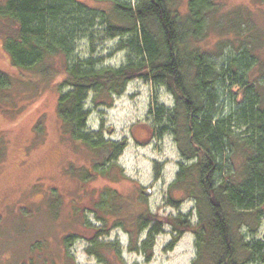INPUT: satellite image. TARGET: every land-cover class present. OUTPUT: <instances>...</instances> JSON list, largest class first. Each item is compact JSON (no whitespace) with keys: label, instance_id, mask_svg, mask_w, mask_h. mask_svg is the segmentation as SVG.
<instances>
[{"label":"trees","instance_id":"trees-1","mask_svg":"<svg viewBox=\"0 0 264 264\" xmlns=\"http://www.w3.org/2000/svg\"><path fill=\"white\" fill-rule=\"evenodd\" d=\"M109 1V9L99 10L79 0H6L0 4V18L16 25L4 42L11 62L32 70L50 56L71 55L77 39L91 36L89 30L100 11L105 35H130L129 48L135 58L118 68L98 67L95 58L68 67L62 85L69 90L61 93L58 106L66 131L89 149L103 152L101 166L106 172L117 165L127 143L106 140L101 130H89L86 101L90 93L95 103L105 104L106 97L122 94L136 78L166 86L175 98L174 108L162 106L151 112L163 123L161 134L173 131L186 160L180 163L168 192L181 189L197 201L196 223L190 214L140 213L136 229L147 230V235L135 250L149 263L156 237L170 224L174 237L166 249H172L185 232H193L198 248L195 264L264 263V237L248 240L240 230L254 220L256 230L264 215V59L255 52L262 43L260 37L249 38L253 26H247L239 13L226 11L219 0H188L183 12L174 0ZM213 27L220 34L235 30L243 36L239 44L236 39H220V53L229 45L239 49L227 54L221 65L198 44ZM229 81L240 89L242 99L237 103L235 97L231 99L226 111ZM9 84V75L0 72V90ZM183 201L167 199L176 208ZM105 225L106 221L87 247L101 262H107L100 250L106 245L99 240L108 233ZM133 242L131 236L130 245ZM116 251L121 260L120 249Z\"/></svg>","mask_w":264,"mask_h":264},{"label":"rangeland","instance_id":"rangeland-1","mask_svg":"<svg viewBox=\"0 0 264 264\" xmlns=\"http://www.w3.org/2000/svg\"><path fill=\"white\" fill-rule=\"evenodd\" d=\"M79 1L99 10L109 9L112 3ZM219 1L226 11L239 13L247 26H253L248 37H260L262 43L255 52L264 59V0ZM174 3L182 12L187 10L188 0ZM96 16L91 36L77 39L71 55L50 56L32 70L11 62L4 42L16 25L0 18V72L11 79L0 90V264H195L198 248L193 232H185L172 249H166L174 237L170 224L156 237L149 263L135 250L147 235V230L136 229L137 217L144 211L163 216L190 214L193 223L198 221L195 197H186L181 189L168 192L180 163L186 160L173 131L161 134L163 123L155 113L158 107L172 110L175 106L167 87L136 78L122 94L106 97L105 104L95 103L90 93L86 101L89 130H101L106 140L127 143L117 165L106 172L101 166L103 152L73 139L59 115V97L69 90L62 83L70 65L95 58L98 67L118 68L135 58L129 48L130 35L106 36L100 11ZM222 37L239 44L243 36L235 30L220 34L213 27L198 43L220 65L227 54L239 50L229 45L220 53L217 46ZM122 43L126 47L120 49ZM226 95V111L231 99L235 97L236 103L242 99V92L230 81ZM230 166L227 157L225 168ZM113 192L117 195L112 199ZM169 196L184 201L176 208L167 203ZM103 219L108 233L99 240L106 245L100 250L107 262L87 252ZM251 223L240 229L246 239L263 238L264 215L256 230L257 221ZM66 237L71 239L65 241Z\"/></svg>","mask_w":264,"mask_h":264}]
</instances>
